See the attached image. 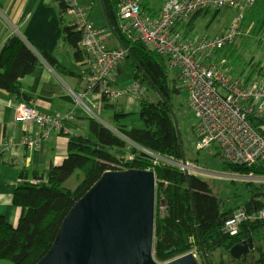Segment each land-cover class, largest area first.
Segmentation results:
<instances>
[{
    "label": "trees",
    "instance_id": "16d2710c",
    "mask_svg": "<svg viewBox=\"0 0 264 264\" xmlns=\"http://www.w3.org/2000/svg\"><path fill=\"white\" fill-rule=\"evenodd\" d=\"M138 1L144 13L156 16L150 14L149 0ZM262 1L260 9L264 14V0H256V5ZM57 2L63 41L74 51V60L80 64L84 61L79 46L81 34L70 25L63 1ZM101 2L108 28L120 45L129 50L128 60L134 79L141 77L160 99L154 103L139 96L141 125L130 130L119 122L114 128L93 122L89 135L70 138L68 155L61 165L50 166L47 176L33 173L34 183L28 181L27 171H21V183L14 193L13 204L22 210V216L16 227L0 216V263L38 264L54 244L65 217L102 174L131 169L152 170L156 175L154 258L158 263L170 262L194 250L198 252L201 264H214L212 257L216 252L237 263L230 256V250L244 241L261 242L264 220L243 223L236 237L223 234L224 222L240 209L248 215L264 210V188L244 182L251 197L241 205L232 206L229 201L214 195L211 185L201 177L188 175L174 164L163 161L179 163L183 159V142L174 119L176 97L183 90L169 74L167 58L141 43L131 42L121 33L117 16L119 0ZM211 12L195 14L188 25L189 33L193 32V22L197 18ZM219 12L214 11V14ZM42 62L54 70L61 68L59 61L48 52L37 55L31 44L12 36L0 51V90L31 107V97L23 91L21 80L30 76ZM103 102L111 103L106 98ZM122 118L123 115L116 117ZM221 161L225 173L264 177V159L251 166ZM255 251L261 254L256 264H264L262 248L259 246Z\"/></svg>",
    "mask_w": 264,
    "mask_h": 264
},
{
    "label": "built area",
    "instance_id": "2783aa9c",
    "mask_svg": "<svg viewBox=\"0 0 264 264\" xmlns=\"http://www.w3.org/2000/svg\"><path fill=\"white\" fill-rule=\"evenodd\" d=\"M70 25L81 34L80 48L88 65L86 93H96L111 102L129 95H142L137 81L120 86L117 69L128 60L125 47L110 49L103 41L105 30L95 26L80 0H62ZM256 0H165L159 13L143 12L138 0H119L118 23L121 33L131 42L141 43L167 58L168 72L186 93L188 106L197 119L195 149L203 152L217 147L221 159L231 165L251 166L264 159V77L236 78L212 62V57L232 45L241 33L246 8ZM237 9L239 15L229 28L217 36L188 33L192 17L206 10ZM78 101L81 99L78 98ZM16 122H30L44 130V135L62 128L61 115H44L32 107H17ZM40 139L26 140L22 146L38 147ZM188 175L200 170L193 164L174 163ZM234 180L249 182L264 177L232 175ZM163 211V207L161 208ZM264 220V210L248 215L240 209L224 222L222 232L236 237L247 221ZM199 259L196 250L190 252Z\"/></svg>",
    "mask_w": 264,
    "mask_h": 264
},
{
    "label": "crops",
    "instance_id": "0c3cea01",
    "mask_svg": "<svg viewBox=\"0 0 264 264\" xmlns=\"http://www.w3.org/2000/svg\"><path fill=\"white\" fill-rule=\"evenodd\" d=\"M164 1L149 0L150 14L157 15ZM80 6L88 12L95 26L105 30L103 41L107 47H121L108 28L101 0H80ZM57 7V0H0V51L7 40L16 35L31 44L37 55L46 51L61 66L54 70L42 62L30 76L21 80L23 91L31 97L30 106L37 113L61 115L62 128L49 135H44L45 131L33 123L16 122L17 107L25 104L0 90V216L13 227L22 216V210L13 204V196L21 183L23 169L28 172L27 179L32 183L35 182L33 173L47 176L50 166L61 165L67 157L70 138L89 135L93 122L111 128L118 127L119 122L126 130L141 125L138 96L129 95L116 102L104 103V97L96 93L85 94L88 65L85 56L82 63L75 62L74 51L63 41ZM97 7L100 15L95 17ZM194 33L195 30L191 32ZM121 76L120 64L118 84L123 86L134 81L132 76L123 83L119 80ZM118 115H123V118L116 119ZM38 138V147L29 149L22 146L24 141Z\"/></svg>",
    "mask_w": 264,
    "mask_h": 264
},
{
    "label": "water",
    "instance_id": "95a60500",
    "mask_svg": "<svg viewBox=\"0 0 264 264\" xmlns=\"http://www.w3.org/2000/svg\"><path fill=\"white\" fill-rule=\"evenodd\" d=\"M156 186L152 170L103 173L65 217L38 264H160L154 258ZM254 249L252 240L244 241L230 256L238 261ZM164 264L201 263L187 254Z\"/></svg>",
    "mask_w": 264,
    "mask_h": 264
},
{
    "label": "rangeland",
    "instance_id": "374dc122",
    "mask_svg": "<svg viewBox=\"0 0 264 264\" xmlns=\"http://www.w3.org/2000/svg\"><path fill=\"white\" fill-rule=\"evenodd\" d=\"M262 3L263 1L257 5L255 3L253 7L241 11L244 12V21L240 35L232 45L225 47L212 57V62L219 64L220 68L226 70L233 77L253 79L264 77V14L263 10L260 9ZM95 5L98 6L99 4L95 3ZM95 9L97 10H95L94 16L97 17L100 15V10L98 11V7ZM238 15L239 10L237 9L221 10L218 14H214V11L205 13L193 22L195 33L217 36L226 31ZM99 20L102 22L103 18ZM121 69L122 76L121 79L119 77V80L124 83L128 79H132L133 73L129 60L121 62ZM134 81H137L143 90L141 96L147 97L154 103L159 101L158 94L148 86L147 82L142 81L141 77L134 79ZM176 101L175 123L183 142L185 162L193 164L200 170L194 176L201 177V179L208 182L211 185L213 194L229 201L228 203L232 206L241 205L251 197V194L244 188V182L264 188V179L258 180V182L257 180L252 182L234 180L231 178V174L223 172L217 147L213 146L203 152H197L195 149L197 119L189 109L186 93L183 91L180 96L176 97ZM259 246L264 253V237L261 242L254 244L255 249ZM255 249L246 256L245 261L235 260L237 263L221 252H216L212 259L214 264H256L260 261L261 254L258 251L256 252ZM0 264L9 263L2 262Z\"/></svg>",
    "mask_w": 264,
    "mask_h": 264
}]
</instances>
